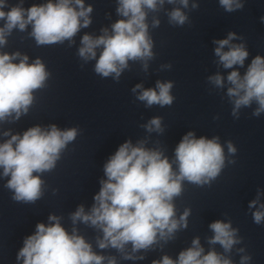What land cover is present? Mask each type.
Segmentation results:
<instances>
[{"label":"clouds","instance_id":"9594fccd","mask_svg":"<svg viewBox=\"0 0 264 264\" xmlns=\"http://www.w3.org/2000/svg\"><path fill=\"white\" fill-rule=\"evenodd\" d=\"M165 3L181 6L166 13L169 24L182 27L189 22L182 10L188 8L189 0H117L116 12L122 19L111 25V31L101 29L99 36L83 35L79 57L85 61L95 59V73L104 78L112 76L117 82L121 73L129 69V61L140 62L146 71L148 61L154 58L148 13L159 11ZM219 4L229 13L244 7L241 0H219ZM22 5L23 0H20L19 4L4 11L5 0H0V21L4 22L0 27V45L6 43V36L14 29L24 32L29 25L32 28L30 36L38 46L62 44L65 40L72 41L81 28H87L92 22L93 7H85L84 0H48L27 9ZM191 7L196 9L198 4L193 3ZM159 24V19L154 18L152 27ZM236 39L243 40V37L229 32L225 39H214V53L219 65L234 69L226 76L229 85L226 95L233 105L232 115L238 118L242 107H250L255 102L258 107L252 115L258 117L264 112V57L256 55L241 75L234 66L243 67L249 52L245 43H232ZM98 48L101 51L97 58ZM17 58L19 63H14ZM170 67V64L162 65V68ZM49 76L40 58L29 64L27 55L0 53V121L9 117L19 120L21 115L27 114L34 101V90L44 88ZM207 79L216 88L225 87V77L220 73ZM172 88V81L158 80L155 88L144 89L137 84L132 91L140 90L136 99L145 102L147 107H164L173 104ZM142 127L149 133L164 131L161 117H153ZM78 134L77 127L61 130L55 124L48 128L37 125L0 143V168L3 177H10L4 186L13 192L11 198L28 204L41 199L45 192L41 174L56 168L67 146ZM3 135L9 136L10 132ZM145 143L140 140L133 145L128 140L121 144L104 164L106 179L100 181L101 187L94 196L91 209L86 212L80 205L70 214L73 225L80 222L102 231V238H97L99 249H116L125 260H142L143 255L134 253L147 251L160 240L174 239L176 232L187 229L191 210L185 208L177 218L174 203L183 194L184 182L210 187L226 166L219 137L196 138L189 131L176 146L174 161L158 148L145 147ZM227 149L229 154L236 152L231 141L227 142ZM173 163L177 165L175 170ZM258 199L259 193L249 207H255ZM260 209H264V204ZM252 215L256 224L264 221V211L256 210ZM48 220V225L37 223L35 233L24 239L17 260L22 259L23 264H104L105 260L107 264H116L115 257L94 252L91 244L77 234L75 227L69 233L60 223L61 217L50 214ZM209 228L213 236L208 238V243L219 244L225 253L241 243L238 229L233 228L230 221L215 220ZM129 244L131 252L126 251ZM238 251L244 252V249ZM250 259L249 255H244L240 264H247ZM152 264H232V261L215 249L205 254L199 237H196L191 247L182 250L176 260L164 255Z\"/></svg>","mask_w":264,"mask_h":264}]
</instances>
